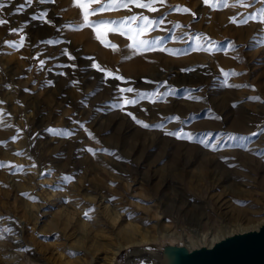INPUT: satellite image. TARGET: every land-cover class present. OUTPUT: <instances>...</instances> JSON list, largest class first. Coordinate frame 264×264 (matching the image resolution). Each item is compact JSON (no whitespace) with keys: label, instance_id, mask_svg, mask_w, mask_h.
Wrapping results in <instances>:
<instances>
[{"label":"rangeland","instance_id":"374dc122","mask_svg":"<svg viewBox=\"0 0 264 264\" xmlns=\"http://www.w3.org/2000/svg\"><path fill=\"white\" fill-rule=\"evenodd\" d=\"M109 2L88 21L117 24L93 28L76 0H0V264H173L137 253L264 225V23H239L264 0L92 14ZM118 87L149 95L114 107L135 96Z\"/></svg>","mask_w":264,"mask_h":264},{"label":"snow or ice","instance_id":"6c2138e0","mask_svg":"<svg viewBox=\"0 0 264 264\" xmlns=\"http://www.w3.org/2000/svg\"><path fill=\"white\" fill-rule=\"evenodd\" d=\"M29 2H31V0H29ZM41 2H44V0H41ZM49 2H54V0H49ZM76 2L79 4L80 7H82L84 9V21L86 22V24L88 26H91V27L95 28L96 25H116L117 24V21H112V20L88 21L89 10L87 8V4L88 3H92L93 0H76ZM157 2L163 4L164 0H111V2H109V3H101L100 7L92 9V14L99 13V12L105 10V9H108V8H128L129 4H134L138 8L149 9V10H151L153 12H156V11H158V9L155 8V7H152V5L157 3ZM203 2L205 4H208L209 0H203ZM240 2H241V0H237V3H240ZM220 6H226L225 0H220ZM247 6H250V5H247ZM175 10L176 11H181V8L179 6H177L175 8ZM182 10L184 12L190 11L186 7L183 8ZM44 15H46V14H44ZM193 15H195V14L193 13ZM137 19H141V20L145 21L146 22L145 27H147V26H149V25L154 23V21L150 20L149 17H147V16L138 17L136 15L125 17V18H123V20L120 23H124L126 21H136ZM230 19L233 22H235V17L230 18ZM249 19L259 20L260 22L264 23V8L259 9L258 13L250 14L248 17L240 20L239 23L240 24H246ZM7 23H8V21H6L4 19H0V25H4V24H7ZM84 26L85 25L82 24V25H79L78 27H84ZM11 31L12 32H17V31H22V29L13 28V29H11ZM97 38L98 39L100 38L99 34L97 35ZM129 38L131 39L132 37H129ZM22 42H23V37H21V42L20 43H16V42H12V41H6V43L10 44V46L17 47V48L22 46ZM103 42L104 41H102V43ZM49 43H52V42L49 41ZM147 43H148L147 41L140 40V41H138L137 44L129 45V47L142 46V45H145ZM112 47L115 48L116 46L113 45ZM64 54H67V52L65 51ZM69 58L73 59V60L75 59V57H71V56H69ZM40 64H41V66H43L44 61L41 60ZM71 66L75 67V65H71ZM92 67L96 68V69H98L100 71H104L96 63H93ZM187 70L188 69H184V71H187ZM108 76H113L114 78L121 79V80L124 79L123 77L115 76L111 72H108L106 74L105 78H107ZM148 82L152 83L151 81H148ZM234 86L235 87H252V88H254V86H252V85H234ZM117 90L120 93H135V96L133 98H123V97H121V99L123 100V103L122 104L121 103H117V104L114 105V107H118V108L124 107V106H127V105H133L134 106V105L138 104L140 100L148 98V95H149V94H146V93H141V92H139L138 90H136V89H134L132 87H126V88H119L118 87ZM26 91H27V89H26ZM151 95H155V93H152ZM249 99H259V97H250ZM0 103H2V101H0ZM127 114L129 116H132L133 119H136L131 112H129ZM171 119L175 120V119H179V117H171ZM136 123L141 124L145 128H153V127H155V128H163L164 127L163 124L151 125V124H148V123H146L144 121H140V120H136ZM165 134L166 135L175 136V137H177L179 139H187V140H190V141L194 139V136H193L192 133L184 132L182 129L179 130V131H167ZM89 135H91V133H89ZM253 135H256V133H253ZM12 139L15 140L16 137L14 136ZM200 142L204 143L203 141H200ZM205 146H208V145H205ZM211 147H212L213 150H215V148H216L215 145H212ZM88 151L89 152H93V154H95V150H93L91 148H89ZM104 151H107V150L104 149ZM224 159L226 160L227 158L225 157ZM4 166L5 165L3 164V162H0V167H4ZM33 166H35V165H33ZM13 167H19V166H13ZM85 215L87 216V213H85ZM0 219H3V217H0ZM4 231H8V229H5ZM0 238H2V234H0Z\"/></svg>","mask_w":264,"mask_h":264},{"label":"water","instance_id":"95a60500","mask_svg":"<svg viewBox=\"0 0 264 264\" xmlns=\"http://www.w3.org/2000/svg\"><path fill=\"white\" fill-rule=\"evenodd\" d=\"M175 253L180 260L171 259L173 264H264V225L210 248L191 250L186 255Z\"/></svg>","mask_w":264,"mask_h":264},{"label":"bare ground","instance_id":"6f19581e","mask_svg":"<svg viewBox=\"0 0 264 264\" xmlns=\"http://www.w3.org/2000/svg\"><path fill=\"white\" fill-rule=\"evenodd\" d=\"M175 160H176V156H174V158L171 160L172 163L175 162ZM137 254L139 256H141V255H148L152 259L155 258L156 261H158V259L161 258V257H167L169 259H172V260L176 261L177 263H179V260H180L179 257H178V255L175 252H173L171 249H165V250H162L160 252H157V251H154V250L153 251H143V250H141ZM158 255H160L161 257H159ZM131 260H132V258H131Z\"/></svg>","mask_w":264,"mask_h":264}]
</instances>
